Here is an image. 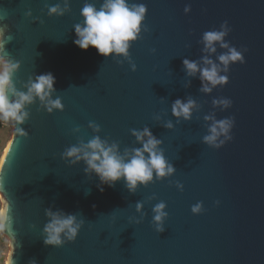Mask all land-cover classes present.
<instances>
[{
  "label": "water",
  "instance_id": "95a60500",
  "mask_svg": "<svg viewBox=\"0 0 264 264\" xmlns=\"http://www.w3.org/2000/svg\"><path fill=\"white\" fill-rule=\"evenodd\" d=\"M86 2L99 7L102 0H70L71 10L62 17H50L46 7L62 0H0V22L13 36L6 55L21 62L17 88L50 72L64 104L52 114L38 110V101L30 106L22 125L27 138L8 124L13 135L0 165L11 201L14 264H264V0H129L147 6V31L142 28L130 48L134 72L126 60L117 63L74 43ZM225 21L231 29L225 40L243 52L245 62L230 65L227 85L204 94L182 61L199 60L203 33L220 30ZM223 51L217 45V55ZM189 97L199 107L191 121L177 122L171 104ZM214 98L230 99L232 106L213 108ZM213 112L217 119H235L232 139L219 149L202 143L208 129L203 117ZM169 120L171 130L162 126ZM90 122L100 126L102 139L118 142L121 152L140 146L132 129L148 126L176 172L135 194L123 180L101 192L98 177L86 175L83 162L70 166L61 158L67 147L92 138ZM138 201L144 217L135 224L130 218L141 216ZM161 201L168 217L164 232L157 233L152 208ZM197 203L203 211L193 214ZM47 208L85 221L74 242L45 246ZM3 237L8 261L14 241L7 233Z\"/></svg>",
  "mask_w": 264,
  "mask_h": 264
},
{
  "label": "clouds",
  "instance_id": "9594fccd",
  "mask_svg": "<svg viewBox=\"0 0 264 264\" xmlns=\"http://www.w3.org/2000/svg\"><path fill=\"white\" fill-rule=\"evenodd\" d=\"M70 0H62V3L46 5L48 15L62 17L70 12ZM191 10L190 5L185 6V14ZM147 14V6L143 3H130L129 0H102L100 6L86 2L81 8V23L74 25L76 39L74 43L82 50L93 47L98 55L105 58H116L117 63L126 60L131 70L136 71V64L132 61L130 48L141 37L142 28ZM31 16V11L26 13ZM4 17H0L3 21ZM42 23V21H40ZM227 21L220 26V30H211L203 33L201 57L199 60L183 59V69L186 76L198 77L201 82L199 91L211 94L218 86L223 87L229 83L228 73L230 65L244 63L243 52L226 42L225 38L230 32ZM13 39L7 23L0 22V123L12 124L17 136L28 137L22 125L30 118L29 107L39 102V109L48 114L54 111H63L64 104L59 96H55L56 83L52 73H44L29 77L19 89L16 86L15 77L21 68V62L6 55L5 45ZM217 45L226 51L217 55ZM153 52L155 49L152 50ZM243 51H247L244 49ZM215 56V59L212 57ZM123 58L122 60L119 58ZM191 81L185 85L190 86ZM55 96V98H54ZM213 108L226 110L232 106V101L227 98L212 100ZM198 103L193 98L176 99L171 104L172 116L177 122L191 121L194 110L198 109ZM156 120L160 117L156 116ZM204 121L208 122L207 134L203 136L202 143L219 149L227 141L232 139L231 130L235 119H217L215 112L205 115ZM166 129H173L171 120L163 123ZM88 127L95 133L87 142L79 140L76 144L67 147L61 154V158L70 166L81 162L85 165L84 172L91 176L95 174L99 179L97 187L103 192L104 185L114 187L116 182L123 180L124 186L131 194H135L141 187H147L154 181H162L174 175L176 169L170 163L161 147L163 141L157 138L148 126L142 130L132 129L131 135L135 137L139 147L125 148L121 152L120 145L116 141L102 139L98 134L101 128L98 124L90 122ZM79 127L73 129L79 132ZM3 167L0 165V236L6 233L13 239L12 254L8 261L0 260V264H14L15 236L9 234L13 218L10 215L11 201L3 187ZM179 190L183 185L176 182ZM155 199V197H151ZM217 203H219L217 201ZM166 203L161 201L152 208V224L157 233L164 232V222L168 217ZM144 204L136 202L135 209L141 216L139 219L130 218V222L141 223L144 212ZM203 211L202 203L192 206L193 214ZM47 222L42 229V237L45 246L55 248L62 247L65 243L74 242L84 224L83 219H78L76 214L65 213L63 210L53 211L45 209ZM29 264H37L36 260H30Z\"/></svg>",
  "mask_w": 264,
  "mask_h": 264
},
{
  "label": "rangeland",
  "instance_id": "374dc122",
  "mask_svg": "<svg viewBox=\"0 0 264 264\" xmlns=\"http://www.w3.org/2000/svg\"><path fill=\"white\" fill-rule=\"evenodd\" d=\"M13 129L11 125L0 123V164L6 148L12 138ZM10 252L9 242L0 236V260L7 261Z\"/></svg>",
  "mask_w": 264,
  "mask_h": 264
}]
</instances>
